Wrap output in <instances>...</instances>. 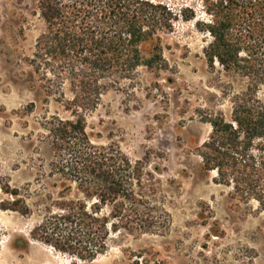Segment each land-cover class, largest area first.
Returning a JSON list of instances; mask_svg holds the SVG:
<instances>
[{
  "label": "rangeland",
  "instance_id": "obj_1",
  "mask_svg": "<svg viewBox=\"0 0 264 264\" xmlns=\"http://www.w3.org/2000/svg\"><path fill=\"white\" fill-rule=\"evenodd\" d=\"M154 1L194 15L161 35L163 69L113 75L101 82L98 104H78L86 108L80 114L92 145L120 153L141 171L134 190L145 194L153 225L112 231L107 252L89 262L32 238L50 198L69 184L50 125L73 120L77 104H67L73 98L67 84L63 97L48 94L32 66L46 30L39 0H0V264H264V211L202 170L209 120H230L234 99L248 87L205 57L212 37L198 23L210 21L207 6L216 0ZM256 97L264 105V85ZM14 189L32 209L29 216L3 209Z\"/></svg>",
  "mask_w": 264,
  "mask_h": 264
},
{
  "label": "trees",
  "instance_id": "obj_2",
  "mask_svg": "<svg viewBox=\"0 0 264 264\" xmlns=\"http://www.w3.org/2000/svg\"><path fill=\"white\" fill-rule=\"evenodd\" d=\"M38 11L46 30L35 46L34 71L48 94L63 97L67 84L73 96L67 104L77 106L73 120L50 125L52 149L69 184L50 198L32 238L91 262L107 252L112 231H148L154 217L144 207L145 194L134 190L141 171L120 153L92 145L80 114L86 108L78 104H98L101 82L113 75L163 69L161 35L194 15L154 0H39ZM207 13L210 21L198 26L212 37L204 51L209 66L246 79L248 87L234 99L230 120H209L202 170L215 172L214 182L264 211V105L256 97L264 85V0H216ZM7 193L14 201L4 210L31 214L19 189Z\"/></svg>",
  "mask_w": 264,
  "mask_h": 264
}]
</instances>
